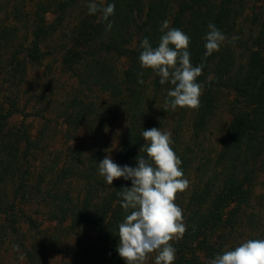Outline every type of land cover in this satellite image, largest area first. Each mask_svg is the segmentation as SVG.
Wrapping results in <instances>:
<instances>
[{
	"label": "trees",
	"instance_id": "obj_1",
	"mask_svg": "<svg viewBox=\"0 0 264 264\" xmlns=\"http://www.w3.org/2000/svg\"><path fill=\"white\" fill-rule=\"evenodd\" d=\"M11 1L5 0V15L11 9L14 21L26 28L28 41L21 54L2 60L7 56L4 42L18 28L0 27V242H19L27 264H46L55 252L68 256L71 264H125L116 251L118 226L132 210L121 207L117 193L130 188L131 181L121 178L106 184L98 164L107 153L99 143L102 140L105 146L103 138L111 135L117 122L122 123L112 160L135 168L137 157L146 158L139 151L148 143L142 130L164 132V120L173 110L165 100L171 99L167 94L174 85L160 84L153 70L141 66L139 56L144 38L158 47L161 25L168 20L170 28L189 36L193 66L204 64L197 78L203 85L199 109L176 108L182 115L191 111L195 139L206 131L221 98H231V119L221 147L213 167L203 171L212 172L213 178L201 191H193L183 212L186 232L169 242L177 249L173 264H208L216 255L234 250L232 245L244 235L243 218L250 228L255 223L258 212L251 201L257 188H264V0L251 6L248 0H104L105 5H115L108 21L101 20L99 13L88 14L89 0H34L28 10L25 0H13V5ZM210 22L229 41L238 39L225 42L205 58L203 38ZM59 34L58 50L44 52L45 42ZM54 52L61 53V73L76 85L72 97L60 104L64 143L78 141L81 128L87 133L77 146L66 147L54 163L56 171L46 167L55 177L51 194L43 190L45 167L32 178L35 162L45 153L44 127L33 134L31 122L11 127L9 120L20 111L18 95L28 79L29 65H40ZM6 83L11 85L5 87ZM35 104L26 118L32 112L36 117L48 112L38 106L39 101ZM180 133L176 124L171 147L186 178L194 149L181 142ZM75 178L82 179V187L72 196L68 189ZM40 206L43 212L35 209ZM31 230L43 235L44 243L37 240L26 247L23 234ZM69 238L74 244L64 245Z\"/></svg>",
	"mask_w": 264,
	"mask_h": 264
},
{
	"label": "clouds",
	"instance_id": "obj_2",
	"mask_svg": "<svg viewBox=\"0 0 264 264\" xmlns=\"http://www.w3.org/2000/svg\"><path fill=\"white\" fill-rule=\"evenodd\" d=\"M87 7L89 15L99 13L103 21H108L115 12V5H105L104 0H89ZM169 24L165 20L161 25L163 35L158 47L153 48L147 38L141 42V66L153 70L160 77V84L170 82L174 85L167 94L171 99L165 100L166 106L173 110L177 107L199 109L203 85L197 78L202 75L204 64L193 66L187 50L189 36L180 29L170 28ZM111 27L112 23H108L106 30ZM207 27L203 38L205 58L219 51L225 42L238 39L232 37L229 41L214 23L210 22ZM138 82L143 83L142 80ZM141 134L148 143L139 151L145 152L146 158L137 157L135 168L114 163L110 155H105L98 164L99 175L107 185L121 178L131 181L130 188H122L117 193L122 197L121 207L132 211L118 226L116 251L125 264H144L155 251H158L155 264H173L177 249L169 242L182 238L186 232L183 210L175 203L176 194L184 192L189 181L180 167L182 161L171 147L170 132L150 128L142 130ZM208 264H264V239H249L234 250L216 255Z\"/></svg>",
	"mask_w": 264,
	"mask_h": 264
},
{
	"label": "rangeland",
	"instance_id": "obj_3",
	"mask_svg": "<svg viewBox=\"0 0 264 264\" xmlns=\"http://www.w3.org/2000/svg\"><path fill=\"white\" fill-rule=\"evenodd\" d=\"M40 1L43 2V0ZM258 1L259 0H248V2L251 3L249 6L252 5V2L258 3ZM33 2L34 0H25V9L28 10ZM10 3L13 5V0ZM4 6L5 0H0V27H17L18 30L9 36L10 38L7 42H4V47L7 46V50L4 53L7 56L2 57V60L8 59L7 57L11 56L12 53L21 54L28 41V36L26 35V28H24V25L18 24L14 21L13 16L10 15L11 9L8 11V15H5ZM241 23L244 22L241 20ZM247 32L248 30L246 28V35ZM45 44L46 45L43 46L44 52L48 51L49 48H52V50L56 48V50H58V47L61 44L60 34L49 42L46 41ZM60 54L61 53L59 52H54V54H52L54 57L51 56V59L43 61L40 65H29L31 70H28V79L24 82L22 88L20 89V94L18 95V97H20V111L9 120V126L11 127L18 126L20 123H25L26 120L28 123L31 122L33 134H36L40 129H42V127L45 129V139L43 141L45 153L35 162V169L32 170V178H35L43 167H45V169L47 167V169L50 170V168L53 166L55 169L54 163L55 161L60 160L63 152L66 150V147L68 145L77 146L79 144V139H82L87 133L85 128H81L76 133L78 141L64 143L66 139L63 137V131L66 129L62 119L59 116L61 108H63V106L60 107V104H62L61 102L65 98L69 99L68 97H72L73 94H71L70 91H72L76 85L75 81L68 77L69 75L61 73L59 66ZM10 85V83H6L5 87ZM16 90L17 89L13 88V91L16 92ZM22 92L24 94H22ZM75 92H77V90ZM38 101L40 103L38 106L47 107L48 112L44 113L43 116L40 115L37 117L35 116V112H32V116L26 118V113L30 112L28 108L36 106L35 103ZM94 101L97 102V99H94ZM230 102L231 98H221L214 117L212 118L206 131L199 139H195L193 137V133L190 128L191 111L187 110L186 113L182 115L178 114V109L172 110L171 114H169L167 119L164 120V131L170 132L171 138L172 131L174 130L176 124H179L181 127V142L191 147V149H194L191 161L192 164L188 169V175L186 177V179L189 181V186L184 192H178L176 194L177 198L175 203L183 210V212L187 207L189 197L193 191H201L207 180L213 178L212 172L210 173L209 171H203L208 170L211 166L213 167L215 153H217L221 147V142L231 119L229 115ZM123 128V124L117 122L112 129L111 135L103 138V141L105 142L106 140L107 144L104 146L102 140L99 143V147H101L102 151L107 153V155H110L111 159H113L118 151L119 136ZM49 170L46 171L47 174L43 180L45 183L43 184V190L48 193L50 191L52 192L51 194H53V188H55L53 186L55 177L52 176ZM200 170L202 172H200ZM7 184L8 182L6 185ZM69 184L70 187L68 191L72 196H76V194L81 191L80 188L82 187V179L75 178L71 180ZM251 205L252 208L258 212L254 219L255 223L252 225V228H250V222H247V220L243 218L244 221L241 227L245 228L244 235L240 239L238 238L237 242L232 245L234 249L249 239H264V236H261L262 234L264 235V188H257L254 198L251 201ZM38 208L43 212L44 208L41 206L35 207V209ZM23 235L24 240L27 241L25 243L26 247H29L30 244L32 245V243H36L37 240H40L44 243V239L42 238L43 235L36 234V232L32 230L25 232ZM8 242L9 240L0 242V264H27L25 260L26 258L21 255V248L17 245L19 242L16 243L14 240H11V243ZM63 244H74V238L66 239ZM157 255L158 254L150 255L144 264H155ZM57 257H60L61 259ZM66 261H68V264H71V259L68 256L58 252H55L46 258V264H67Z\"/></svg>",
	"mask_w": 264,
	"mask_h": 264
}]
</instances>
